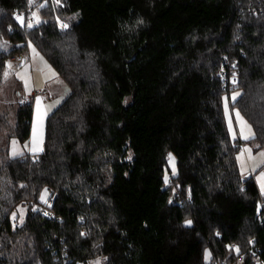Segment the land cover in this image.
<instances>
[{
	"label": "trees",
	"instance_id": "16d2710c",
	"mask_svg": "<svg viewBox=\"0 0 264 264\" xmlns=\"http://www.w3.org/2000/svg\"><path fill=\"white\" fill-rule=\"evenodd\" d=\"M60 4L0 0V89L33 45L71 90L40 154L34 103L0 112V264H264V195L224 111L238 90L264 150V0Z\"/></svg>",
	"mask_w": 264,
	"mask_h": 264
},
{
	"label": "rangeland",
	"instance_id": "374dc122",
	"mask_svg": "<svg viewBox=\"0 0 264 264\" xmlns=\"http://www.w3.org/2000/svg\"><path fill=\"white\" fill-rule=\"evenodd\" d=\"M0 45H2V43ZM33 48H35L33 45L29 47L28 54H30V52L33 54V52H32ZM35 50H36V52L39 55L35 56V57L33 55L32 60L34 61V63H37L39 65V67L37 65H35L36 66L35 70H36L37 80L39 81V79L42 76H44V75L48 76L50 74V71H52L53 73H54V71L50 68V66L47 64L46 59L37 51L36 48H35ZM19 55H22V54H19ZM26 55L23 54L25 59H26ZM15 56H17V55H15ZM15 56L13 58H15ZM40 57L43 58V62L45 61L47 66H45V62H44V65L42 66V61L40 60ZM13 60H15V59H13ZM9 64L13 65V68L16 67V66L19 67L21 65H24L22 63H18L17 61H10L9 60L7 69H9ZM41 71H43L44 75L41 73ZM26 74H27L28 82L31 84V82H32L31 74H30L29 71ZM39 74L40 75L42 74V76L39 77ZM17 77H13V76H10V75L6 76L4 85L0 89V112L1 113H8L12 117L15 116V110L12 109V110L9 111V109L11 107H13L14 105H16V103H18L20 105H22V103H24V102H25L24 104H27L29 102H33L34 103V99L36 97H40L41 98L40 101L47 99V94H46L47 91L46 90L41 91V92L38 91L33 96H31V98L27 97L28 99L23 97V96H19V92H22V91H21L20 83L17 81ZM70 92H71V90H70ZM69 94H71V93H69ZM232 94L226 95V97L228 99V115L227 116L225 115V116H226V121H227L228 127H229V120H231V125H232V130L230 131L231 137L234 140H241L244 143L243 146H242L241 151L238 154V157H241V159L238 160L240 171H241L242 175H244V177H253L255 179V182H256V184H257V186L259 188V191H260V185L257 182V177L260 175L261 172H264V162H262V158L260 157L259 153L264 151V150L263 149L262 150H255V147L251 146L248 143V141L250 139L245 140V139H243L241 137V135H240V132H241L240 125L237 122L236 115H235L236 109H232L231 106H230V104L233 103L232 102ZM225 98H224V105H225ZM24 100H26V101H24ZM59 100L60 99L56 100L55 103H54V104H57L56 105L57 107L60 106V104H62V102H63V100L62 101H59ZM57 101H59V103H56ZM57 107H55V109H53V110H56ZM224 111H225V107H224ZM12 117H11L10 121L12 123H14V119H12ZM244 120L247 122L248 125H250V123L245 118H244ZM251 129H252V132H253V134L255 136V132H254V129L252 128V126H251ZM245 148L251 149V155L253 157L252 160L248 159V155L249 154L247 152H243V149H245ZM12 150H11V155L13 156ZM16 150H17V154L15 156L23 154V147H21L20 145L17 146ZM242 152H243V155H242ZM241 163L244 164L243 171H242V168H241ZM254 165H258V166L255 167V170H253ZM260 193H261V191H260ZM48 198H49V194L46 193L45 194V200L47 201ZM262 202H264V201H262ZM21 209L23 210V215L25 217V212H26L25 208H21ZM18 214L20 215V212ZM205 253H207L206 260H209V258H208L209 252L206 251ZM97 262H99V264H103L101 258L97 259L96 261L92 262L91 264H97Z\"/></svg>",
	"mask_w": 264,
	"mask_h": 264
},
{
	"label": "crops",
	"instance_id": "0c3cea01",
	"mask_svg": "<svg viewBox=\"0 0 264 264\" xmlns=\"http://www.w3.org/2000/svg\"><path fill=\"white\" fill-rule=\"evenodd\" d=\"M3 41H0V44ZM6 43L0 45V47H3V49H7ZM33 54L30 52V54L26 55V62L24 65H21L19 67H14L11 65L9 67L7 76H13L17 77V81L20 83L21 86V91L19 92V96H23L25 98H31L36 92H41L46 90L47 91V99L40 101V111L38 113L37 111V101L36 98L34 99V118H33V123H32V130H31V135H30V140L28 142V146L26 147V150L29 154L36 155L40 154L44 150V145H45V137H46V122L48 116L54 111L55 107H57V104H54L56 100L60 99L59 101H64L70 94V89L67 86V84L58 76L56 71L50 66V68L54 71L55 75H52V71H50V74L48 76L43 74V71L39 74V81L37 80V75H36V66L39 67L37 63H34L32 60ZM45 62V61H44ZM44 62H42V66L44 65ZM30 72L31 77H32V82L31 84L28 82V90L25 89V83L24 79H21V77H24L27 79V72ZM28 80V79H27ZM27 98V99H28ZM41 99V98H40ZM35 125L36 127V138H35V143H34V138H33V126ZM36 150H33V149ZM25 152V151H24Z\"/></svg>",
	"mask_w": 264,
	"mask_h": 264
},
{
	"label": "snow or ice",
	"instance_id": "6c2138e0",
	"mask_svg": "<svg viewBox=\"0 0 264 264\" xmlns=\"http://www.w3.org/2000/svg\"><path fill=\"white\" fill-rule=\"evenodd\" d=\"M28 2H29V4H31V3H32V0H28ZM55 3H56L57 5H59V6H62V5L60 4V0H55ZM44 6H45L44 4H40V5H38V7H40V8H42V7H44ZM32 18L36 21V23H39V22H40L39 16H38V14H37L36 12H33V13H32ZM15 19H16L18 22H20L21 25L23 26L24 18H23L21 15L17 14V15L15 16ZM58 22H59V21H58ZM141 23H142V21H141ZM60 26H61L62 29H66V28H68V24H66V23H61ZM27 27H28V28H32V27H33L32 22H29V23L27 24ZM32 52H33L34 57L39 55V54L36 52L35 48L32 49ZM40 60L43 62V58H42V57H40ZM45 66H47V65H46V62H45ZM9 67H11V65H9ZM233 67H235V65H233ZM52 75H55V73H52ZM5 76H7V73H5ZM21 79H24L25 89L28 90V80L25 79L24 77H21ZM232 83H233L234 85L237 83V80H236V73H235V72L232 73ZM239 95H240V92H239L238 90H235V89H234L233 94H232V102H233V103L236 102V98H237ZM36 101H37V111H38V113H39V111H40V97H37V98H36ZM56 103H59V101H57ZM224 107H225V115L227 116V115H228V99H227V97L225 98V105H224ZM235 115H236V120H237V122H238L239 125H240V129H241L240 135H241V137H242L243 139H245V140H248V139H254V134H253V132H252L251 126L247 124V122H246V121L244 120V118L241 116L239 110H236ZM231 130H232V125H231V120H229V131H231ZM33 138H34V143H35V138H36V127H35V125L33 126ZM12 144H13L12 154H13V156H15V155L17 154V150H16V148H15L16 141L13 140V141H12ZM33 150H36V149L34 148ZM243 152H247V153L249 154V155H248V159H250V160L253 159V157H252V155H251V149H249V148H245V149H243ZM243 152H242V155H243ZM259 155H260V157L262 158V162H264V151L260 152ZM169 158L171 159V154H169ZM237 159L240 160L241 157H237ZM256 166H258V165H254L253 170H255V167H256ZM241 168H242V171H243V169H244V164H243V163H241ZM173 174H175V173H173ZM165 182L167 183V177H165ZM257 182H258L259 185H260V191H261V194L264 195V172H261L260 175L257 177ZM22 187H23V185H22ZM46 191H47V190L45 189V192H46ZM40 198H41V200L43 201V200H44V195H41ZM34 210H35V209H34ZM45 215H48V213H45ZM23 218H24V216H23V210L21 209V210H20V220H21V222H23ZM13 219H14V220L16 219V216H15V215H13ZM191 223H192L191 220H186V221H185V224H186V225H191ZM238 251H239V250L237 249V252H238ZM206 256H207V253H206ZM97 264H99V262H97Z\"/></svg>",
	"mask_w": 264,
	"mask_h": 264
},
{
	"label": "built area",
	"instance_id": "2783aa9c",
	"mask_svg": "<svg viewBox=\"0 0 264 264\" xmlns=\"http://www.w3.org/2000/svg\"><path fill=\"white\" fill-rule=\"evenodd\" d=\"M13 58V57H12ZM10 59V61H17L18 63H22V64H24L25 62H26V59H25V57L23 56V55H17V56H15V58H13V59H15V60H13V59ZM24 101H26V100H24ZM25 103V102H24ZM24 103H22V104H24ZM27 103V102H26ZM175 197L177 198V199H179V198H181V195H180V193L179 192H176L175 193ZM231 250H237V246L236 245H232L231 246ZM256 259L258 260V257H256ZM243 261V258H241L240 260H239V262H242Z\"/></svg>",
	"mask_w": 264,
	"mask_h": 264
},
{
	"label": "water",
	"instance_id": "95a60500",
	"mask_svg": "<svg viewBox=\"0 0 264 264\" xmlns=\"http://www.w3.org/2000/svg\"><path fill=\"white\" fill-rule=\"evenodd\" d=\"M260 209H261V208L258 209V214H259V212H260Z\"/></svg>",
	"mask_w": 264,
	"mask_h": 264
}]
</instances>
